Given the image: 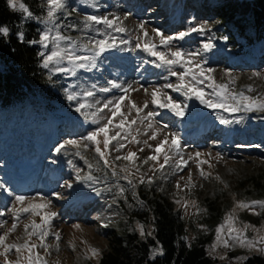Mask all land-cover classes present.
Instances as JSON below:
<instances>
[{
    "label": "rangeland",
    "instance_id": "374dc122",
    "mask_svg": "<svg viewBox=\"0 0 264 264\" xmlns=\"http://www.w3.org/2000/svg\"><path fill=\"white\" fill-rule=\"evenodd\" d=\"M18 2L25 4L24 0ZM67 4V11L71 14L66 18L61 14L64 24L74 22L79 28L82 27L81 22L85 15L94 14L108 16L109 19L119 17L127 31L116 33L102 25L93 26L115 36L118 47L103 53L97 59V68L90 72L79 70L76 77L57 74L58 85L62 88L61 97L55 103L57 109L48 110L42 103L36 106L27 104L22 109L18 104L13 109L0 112V182L4 184V188L0 189V211L8 212L15 195H40L52 201L51 210L55 211L57 216L52 220L51 233H59L60 240L57 241L54 235L50 234L46 240L50 246L48 251L45 252L43 248L36 249L48 264H98L101 254L107 248L105 230L109 227L135 231L141 237L138 226H143L145 236L142 238L149 237L148 232L153 235L151 216L145 212L149 205L148 199L155 197L168 199L180 212L186 226V243L210 231L205 220L206 208L211 204L219 205L222 216L214 228L212 240L205 247L211 259L229 264H242L246 259L240 261L237 257L264 255L255 248L249 249L239 245L226 248L217 241L215 232L227 214L235 209L236 227L250 226L245 233L248 239L264 237V210L257 207L259 214H253L252 211L236 207L238 201L264 200V193L261 194L260 189L256 188L257 182L264 186V112L256 110L230 113L222 109H209L195 98L186 99L181 93L171 89L165 91L178 103L188 105L184 116L179 117L166 109L156 108L150 103L151 97L144 89L150 91L153 87H160L165 83H176V78L168 75L166 68L156 67L158 61L155 57L142 47H136V37L141 36V43L144 39H151L157 44L158 50L167 51L159 45V38L155 37L152 29L175 36L190 27L206 24L210 31L204 36L191 33L183 40L174 41V46L200 52L202 44L207 42L209 37H214L212 50L200 52L199 59L204 61V67L214 69L212 75L221 83L229 81L230 77L226 73H230L231 77L235 78V83L231 85L233 90H243L247 95L260 98H264V40L249 49L235 48L238 44L233 45L228 40L233 31L227 29L219 20L216 0H88L87 3L85 0H67ZM21 14L23 16V13ZM41 14V11L36 13ZM32 21L38 28L42 27L37 21ZM140 23H144L149 33L147 38L142 36L138 27ZM62 31L81 42H84L87 36H96L94 30ZM121 40H127L129 43H120ZM257 72L262 75L254 76L253 73ZM109 80L124 87L132 85L139 89L131 92L130 98L140 106L148 100L149 107L145 112L160 113L154 118V127L167 125L160 138L170 133L179 137L180 155L188 161L187 167L177 169L173 164L166 166L163 171L153 173L149 170L152 162H149L141 167V173H146V181L148 176H152L154 182L139 184L138 179L134 178V189L127 181L112 177L109 170L94 169L93 175L99 177L101 182L91 187L75 180L73 165L84 169L86 173L88 169L85 161L76 156L73 149L57 153L55 147L66 139H78L86 135L87 131L95 126L83 124L82 118L74 111L76 102L68 101L63 89L69 84L77 85L76 89H71L74 91H79L81 87H90L92 84H95L97 89L111 87ZM249 85L253 89L252 92L247 91ZM205 91L211 92V89L205 85ZM121 94L118 89H112L108 93L97 91L95 99L103 102ZM220 116L232 121L239 120L240 123L221 124L218 119ZM134 117L133 111L130 119ZM146 123L133 126L134 135V129H140L137 138L141 140V144L129 143L124 150L137 151L144 147V152H138L141 159L151 154V150L142 143L147 139L144 135ZM156 142L149 140L151 144ZM92 147L90 145V149L84 151L83 155L95 164L98 156ZM197 152L201 153L199 160H207L208 163L198 166V160L195 158ZM115 155L116 153L112 154ZM102 163L101 161V166ZM201 169L205 173L204 176L200 174ZM189 174L191 184L188 180ZM66 182L72 184V187H66ZM116 184L125 188L123 195L118 194ZM177 184L180 185L179 189ZM186 184H189V187L186 188ZM108 187L112 190H107ZM93 188H99L100 192L93 191ZM9 192L12 195H9ZM53 193L61 195L58 198L52 195ZM32 219L39 222V217ZM0 220H7L6 228L11 227V214L0 217ZM29 223V218L21 217L17 230L8 237V242H23L26 238L24 225ZM77 225L79 227H76ZM6 228L0 229V233ZM17 237L20 239L17 240ZM31 242L39 243L36 237H33ZM213 245L216 247L213 248ZM259 247H264V244L258 243L256 248ZM92 248L98 250V256L92 255ZM154 250H158L154 257L161 255V249L154 247L151 258H154ZM9 259L15 260L16 256L10 253ZM0 264H4L2 256Z\"/></svg>",
    "mask_w": 264,
    "mask_h": 264
},
{
    "label": "snow or ice",
    "instance_id": "6c2138e0",
    "mask_svg": "<svg viewBox=\"0 0 264 264\" xmlns=\"http://www.w3.org/2000/svg\"><path fill=\"white\" fill-rule=\"evenodd\" d=\"M87 2L88 0H85V3ZM7 5L12 10L23 13V21L35 20L42 25L41 28L37 29L38 38H33L27 42L40 46L41 50L38 52V55L42 58L40 66L48 71L49 81H53V77L57 74L76 77L79 70L90 72L97 68V59L103 53L118 47L115 36H111L107 31H102L101 28H93L94 25H102L105 29H110L116 33L127 31L122 26V21H120L119 17L109 19L108 16L94 14L83 17L82 27L78 28V25L74 22L64 24L63 20H61V14L63 13L65 18L71 14L67 11V0H40L41 15L34 14L24 3L18 2V0H7ZM138 27L142 36L147 38L149 33L145 29L144 23H140ZM62 29L79 30L81 32L94 30L96 36H87L84 42H81L73 38V36L65 34ZM209 31L210 29L206 24L190 27L175 36L165 35L157 29H152L155 37L159 38V45L163 46L167 51L158 50L157 44L151 39H144L143 43H141V36L138 35L136 37V47H142L144 51L155 57L156 61H158L156 67L166 68L168 75L176 78V83H165L160 87H153L150 91L145 88L144 92L151 97L150 103L156 108L166 109L176 116H184L188 105L178 103L165 91V89H171L173 92L181 93L186 99L195 98L200 104L209 109H222L224 112L230 113L256 110L264 112V98L247 95L243 90H233L231 85L235 83V78H232L230 73H226L230 77L227 83L217 82L212 75L214 69L204 67V61L199 59L200 52L212 50L214 37H209L207 42L202 44L200 52L187 51L174 46V41L183 40L191 33L204 36ZM9 34L10 29L8 26H0V37H8ZM16 35L20 42H25V31L22 27L21 30L17 31ZM97 36L102 38L98 39L96 38ZM120 43L127 44L129 41L121 40ZM253 75L259 77L262 74L257 72L253 73ZM108 84L111 87H100L97 89V86L92 84L90 87H81L79 91L71 90L77 88L76 84H69L63 89L67 100L76 102L74 111L82 118L83 124H87L90 127L95 126L91 127V130L87 131L86 135L78 139H66L55 147L57 153L73 149L75 150L74 154L85 161L88 169L86 173H84V169L73 165L76 173L75 180L86 183L91 187L101 182L99 177L93 175L94 169L96 171L109 170L112 177L117 178V180L123 179L127 181L128 185L134 189L136 187V184L133 183L134 178L138 179L139 184H144L145 182L152 184L154 182L152 176H148L146 181V173H141V167L149 164V162H152L149 170L153 173L163 171L166 166L170 167L173 164H175L177 169L187 167L188 161L180 155L181 145L179 137L175 133H170L164 134L160 138L167 125L161 128L154 127V118L160 113L157 111L145 112V109L149 107L148 100H145L144 104L140 106L130 98V93L139 91V89L134 88L132 85L124 87L112 80H109ZM205 85L211 89V92L205 91ZM112 89H118L122 94L105 99L103 102L100 99H95L97 91L108 93ZM247 91H253L250 85L247 86ZM125 101H127V104H125ZM133 111L135 112V117L130 119ZM218 119L221 124L225 125L234 122L240 123L239 120L232 121L223 116L218 117ZM145 122L147 123L144 135L147 136V139L143 140L142 143L151 150V154L141 159L138 156V152H144V147H140L137 151L125 152L124 150L129 143L141 144V140L137 138L140 134V129H134L136 133L134 135L133 126L137 124L144 125ZM149 140L157 142L151 144ZM90 145L93 146L92 150L98 156L95 164L89 162L83 155L84 151L90 149ZM113 153H116V155L112 156ZM200 156L201 153H195L198 166L208 163L207 160H199ZM101 161L103 162L102 166L100 164ZM117 162L123 163L118 164ZM81 173L84 174L82 175ZM137 174L139 175L137 176ZM200 174L201 176L205 175L203 169H201ZM105 176H107V172H105ZM188 180L189 184H191V174H189ZM189 184H186L185 187H189ZM65 186L71 188L72 184L66 182ZM115 187L118 194H124L125 188L123 186L116 184ZM176 187L179 189L180 185L177 184ZM3 188L4 184L0 182V189ZM107 190L111 191L112 188L108 187ZM93 191L99 193L100 189L93 188ZM9 195H12V193L9 192ZM52 195L59 198L61 194L53 193ZM37 200L41 202H34ZM177 202L179 203V201ZM51 205L52 201L45 196L15 195L12 207L8 209V212L0 211V217L6 214H11L12 217L10 228H6L7 220H0V229L6 228L5 231L0 233V256L4 258V264H48L47 260L36 249L43 248L45 252L48 251L50 246L46 243V240L50 234L54 235L57 241L60 240L59 233H51L52 220L57 216V213L51 210ZM184 206L186 207L187 204L185 203ZM236 207L252 211L253 214H259L256 209L259 207V209L264 210V200L238 201ZM234 211L235 209L229 212L224 222L215 229L217 241L226 248L239 245L249 249L255 248L258 252L264 253V247L256 248L258 243L264 244V237L248 239L245 233L250 226L244 225L243 228H237V217L234 215ZM21 217L30 219V223L24 225L26 238L23 242L10 243L8 242V237L17 230ZM33 217H39V222L32 219ZM76 227L79 226L77 225ZM138 227L141 237H144L143 226ZM147 235L151 236L152 233L148 232ZM33 237L38 239V244L31 242ZM19 239L17 237V240ZM229 241L233 243L230 244ZM215 247L216 245H213V248ZM10 253L16 256L15 260L9 259ZM91 253L93 256L99 255L98 250L95 248L91 249ZM157 253L158 250H154L153 257ZM221 258L223 259V257ZM236 259L243 261L247 258L237 257Z\"/></svg>",
    "mask_w": 264,
    "mask_h": 264
},
{
    "label": "trees",
    "instance_id": "16d2710c",
    "mask_svg": "<svg viewBox=\"0 0 264 264\" xmlns=\"http://www.w3.org/2000/svg\"><path fill=\"white\" fill-rule=\"evenodd\" d=\"M35 14L40 13L39 0H24ZM219 20L232 32L228 40L238 44L235 48L249 49L264 40V0H216ZM0 26H8V37H0V112L13 109L20 104L42 103L48 110L57 109L56 100L61 97L62 88L57 77L48 79V71L40 66L41 50L28 40L38 38V25L34 21H23L19 11L12 10L7 0H0ZM25 31V42L17 39V31ZM32 107V105H31ZM260 193L264 186L256 183ZM146 214L153 223V235L142 238L135 231L105 230L107 248L101 254L98 264H229L211 259L206 245L214 236V228L220 222L222 212L219 205L206 208L205 220L209 232L186 243V226L180 212L172 202L162 197L148 199ZM159 247L162 254L151 258V251ZM242 264H264V255H252Z\"/></svg>",
    "mask_w": 264,
    "mask_h": 264
}]
</instances>
